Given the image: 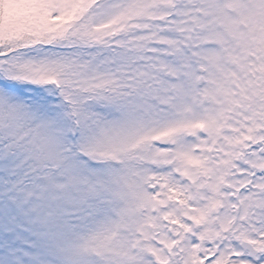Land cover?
Returning a JSON list of instances; mask_svg holds the SVG:
<instances>
[{
	"label": "snow or ice",
	"instance_id": "obj_1",
	"mask_svg": "<svg viewBox=\"0 0 264 264\" xmlns=\"http://www.w3.org/2000/svg\"><path fill=\"white\" fill-rule=\"evenodd\" d=\"M0 264H264V0H0Z\"/></svg>",
	"mask_w": 264,
	"mask_h": 264
}]
</instances>
